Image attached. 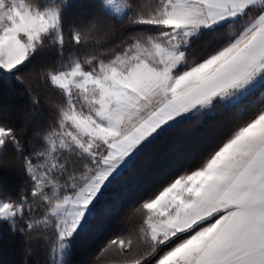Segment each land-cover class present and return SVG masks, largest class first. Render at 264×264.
Wrapping results in <instances>:
<instances>
[{
    "label": "snow or ice",
    "instance_id": "1",
    "mask_svg": "<svg viewBox=\"0 0 264 264\" xmlns=\"http://www.w3.org/2000/svg\"><path fill=\"white\" fill-rule=\"evenodd\" d=\"M0 264H264V0H0Z\"/></svg>",
    "mask_w": 264,
    "mask_h": 264
},
{
    "label": "trees",
    "instance_id": "2",
    "mask_svg": "<svg viewBox=\"0 0 264 264\" xmlns=\"http://www.w3.org/2000/svg\"><path fill=\"white\" fill-rule=\"evenodd\" d=\"M2 259H3V252L2 250H0V261H2Z\"/></svg>",
    "mask_w": 264,
    "mask_h": 264
}]
</instances>
